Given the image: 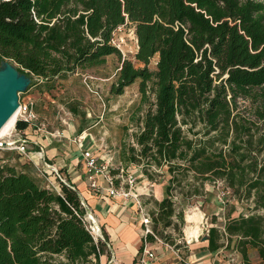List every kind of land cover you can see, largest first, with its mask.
Instances as JSON below:
<instances>
[{
    "label": "trees",
    "instance_id": "trees-1",
    "mask_svg": "<svg viewBox=\"0 0 264 264\" xmlns=\"http://www.w3.org/2000/svg\"><path fill=\"white\" fill-rule=\"evenodd\" d=\"M130 23L135 63L111 43ZM112 55L121 63L114 95L139 82L143 101L149 90L154 96L121 150L151 182L163 169L169 175L165 198L150 210L154 235L167 241L174 219L185 224V205L220 180L255 213L228 219L224 234L212 227L208 249L218 252L226 235L244 258L253 248L264 263V0H0V64L55 82ZM23 166L0 153V264H101L108 237L96 242L87 230L77 190L44 185L35 165Z\"/></svg>",
    "mask_w": 264,
    "mask_h": 264
},
{
    "label": "rangeland",
    "instance_id": "rangeland-1",
    "mask_svg": "<svg viewBox=\"0 0 264 264\" xmlns=\"http://www.w3.org/2000/svg\"><path fill=\"white\" fill-rule=\"evenodd\" d=\"M135 26L128 24L123 28L119 36L124 39V44L119 49L123 58H127L135 63L134 55L137 51L135 40ZM157 57L150 63V69L155 70ZM121 66L120 58L117 55L109 56L105 65L91 69H78L75 74L69 75L66 79L55 82L45 81L39 78H31V84L26 93L20 94V97H31L35 102L36 110L40 115L39 126L61 124V130L68 125H76L80 130L91 128L95 125L97 132L102 136L106 135L108 149L119 150L117 160L121 161V148L124 145L133 143L134 133L140 128V124L147 110L154 103V96L149 90V100L143 101L139 90V82L125 89L124 94L116 96L112 93V86L116 82V74ZM137 67H143L142 64L136 63ZM45 125V126H46ZM16 128L11 134L2 139L0 143H13L11 146L3 145L0 153L6 162L19 165V169L24 164L32 166L28 159L21 156L17 150L10 147L19 146L20 139L27 135L16 132ZM93 131V130H92ZM30 145V144H29ZM30 148V147H29ZM28 151H34L28 149ZM129 166H141L143 164H128ZM149 172H155L149 169ZM156 173V172H155ZM157 176V182L167 184L169 178L166 169H163ZM39 180L44 185L47 180L38 172ZM37 177V176H36ZM55 180V179H54ZM193 181V180H191ZM55 183H57L55 181ZM178 195V190L175 191ZM177 205L184 204L183 199L176 200ZM151 204V205H149ZM147 209L153 210L152 198L148 200ZM253 204L251 201H239L232 197V192L225 188L224 183L220 180L208 182L205 184L204 194L201 197L194 198L189 204L185 205V224L182 225L177 219H174L175 226L165 230L167 241L162 236L155 235V241L149 242L150 246H162L164 251L168 250L173 253L178 263H183L191 254V245L194 240H188L186 236V215L192 210H197L203 214L200 237L198 241H203L209 235L212 227L225 233V225L228 219H235L241 215L248 216L253 214ZM263 214V212H260ZM153 227V226H152ZM158 231H163L162 225L157 227ZM153 230V228H152ZM202 231V233H201ZM105 241V235L102 231ZM205 241V240H204ZM221 243L223 247L219 250L222 260L231 261L233 264H264L259 257L258 251L253 248L247 249V259L240 252L236 238L229 240L225 235ZM153 253L160 258V252ZM158 254V255H157ZM216 254V253H215ZM101 261V260H100ZM102 264V263H101Z\"/></svg>",
    "mask_w": 264,
    "mask_h": 264
},
{
    "label": "crops",
    "instance_id": "crops-1",
    "mask_svg": "<svg viewBox=\"0 0 264 264\" xmlns=\"http://www.w3.org/2000/svg\"><path fill=\"white\" fill-rule=\"evenodd\" d=\"M49 124L44 123L42 130L31 128L26 130L30 150H34L30 151L31 156L36 160L37 153L43 151L45 161L54 165L61 172L67 183L73 185L82 200L89 206L90 212L107 235L110 246L109 254L101 256V263L105 264L109 257L113 256L119 264H137L141 255L142 226L135 202L92 193L84 176L81 150L73 143V140L83 136L82 149L94 151L102 158L112 160L114 165L126 167L135 173L139 178L137 193L143 197L145 204L152 198V209L156 208L157 202L159 203L165 198L166 184L151 182L144 175L141 166L131 167L124 161L117 160L119 150H106L108 149L106 135L101 136L97 132L95 129L97 125L85 130H80L76 125H68L61 130V124ZM56 130L63 131L65 138H52L47 134V132ZM52 181L55 182L53 178ZM194 241L191 245V254L183 263H178L173 253L168 250L164 251L162 246L152 244L151 250L159 251L160 258L155 255L156 259L149 264H233L231 261L222 260L219 253L210 252L208 239Z\"/></svg>",
    "mask_w": 264,
    "mask_h": 264
},
{
    "label": "built area",
    "instance_id": "built-area-1",
    "mask_svg": "<svg viewBox=\"0 0 264 264\" xmlns=\"http://www.w3.org/2000/svg\"><path fill=\"white\" fill-rule=\"evenodd\" d=\"M124 27H126V25L120 26L114 31L111 41L112 45L120 50L121 46L124 44V39L119 36V33H121ZM133 34L135 35V40L137 43L135 31ZM18 114L19 116L17 121L27 122L29 124V128L31 129H43V127L39 126L40 115L38 114L35 102L31 97H20ZM15 130L18 133L26 135V131L19 132L17 131V129ZM47 134L52 138H65L64 132L60 130L47 132ZM19 141L21 142L19 146L10 148L13 150H17L19 154H21V156L25 157L32 164H34L41 176H43L47 180V185L49 187L59 190L58 184L56 185V183L52 181V178L55 179L57 183L58 181H61L62 183L68 185L61 172L57 168H55L54 165H52L48 161H45L43 157V151H39L37 153L36 160L31 156V153L28 151V149H30L28 136H26L24 139H20ZM73 143H75L78 146L79 150H81L84 176L86 182L88 183L89 190L92 193L97 194L98 196H107L122 201L135 202L137 213L141 221L142 242L144 244L143 251L138 258L137 264H149L151 261L156 259V256L150 248L149 242L147 241V236L155 235L151 227L150 212L145 205L143 197H141L137 193V187L139 184L138 176H136L135 173L131 172L126 167L114 165L112 160L104 159L100 155L94 153V151L82 149L83 136H80L77 139L73 140ZM12 144L13 143H4L3 145L11 146ZM3 145H0V148ZM83 206L85 207V205ZM86 207L89 209V206L87 204ZM83 221L86 225L87 230L90 232L96 242H98V240H104L102 229L101 231L98 230L97 226L95 225V222L98 223V221L90 212V209L89 212L86 210V215ZM108 249L110 251L109 244ZM105 264L119 263L113 256H110Z\"/></svg>",
    "mask_w": 264,
    "mask_h": 264
},
{
    "label": "water",
    "instance_id": "water-1",
    "mask_svg": "<svg viewBox=\"0 0 264 264\" xmlns=\"http://www.w3.org/2000/svg\"><path fill=\"white\" fill-rule=\"evenodd\" d=\"M31 84V77L19 71L10 61L0 64V131L19 109L20 94L26 93ZM78 192V191H77ZM79 193V192H78ZM80 195V194H79ZM81 197V196H80ZM82 200V198H81ZM82 204L86 203L82 200ZM89 212V209L86 207ZM98 230L101 227L95 222ZM205 238L204 240H207Z\"/></svg>",
    "mask_w": 264,
    "mask_h": 264
},
{
    "label": "bare ground",
    "instance_id": "bare-ground-1",
    "mask_svg": "<svg viewBox=\"0 0 264 264\" xmlns=\"http://www.w3.org/2000/svg\"><path fill=\"white\" fill-rule=\"evenodd\" d=\"M18 111L14 114V116L7 122V124L0 131V141L6 137H8L12 130L14 129L17 119H18ZM1 145V143H0ZM203 214L197 210H192L186 215V236L190 241L192 239L196 240L200 237L201 224L203 222ZM202 233V231H201Z\"/></svg>",
    "mask_w": 264,
    "mask_h": 264
}]
</instances>
